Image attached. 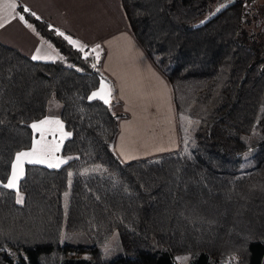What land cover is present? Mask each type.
I'll list each match as a JSON object with an SVG mask.
<instances>
[{"label":"trees","instance_id":"trees-1","mask_svg":"<svg viewBox=\"0 0 264 264\" xmlns=\"http://www.w3.org/2000/svg\"><path fill=\"white\" fill-rule=\"evenodd\" d=\"M226 1L121 0L131 32L171 85L181 143L129 162L113 150V105L89 99L103 79L92 56L18 6L58 57L33 60L0 42L2 183L15 153L31 147L30 125L45 116L50 98L70 136L63 165H25L21 203L17 190L0 186V264H178L180 254L192 256L188 264H264L258 4L237 1L194 27ZM114 231L116 254L100 248Z\"/></svg>","mask_w":264,"mask_h":264},{"label":"crops","instance_id":"crops-1","mask_svg":"<svg viewBox=\"0 0 264 264\" xmlns=\"http://www.w3.org/2000/svg\"><path fill=\"white\" fill-rule=\"evenodd\" d=\"M13 2L17 5L15 9L9 7ZM19 5L49 20L57 32L76 42L71 43L74 47L82 48L92 56L103 76L92 93L101 90L102 82L105 85L103 91L107 93L110 90L109 103L119 115L118 132L112 146L122 162L152 157L181 147L171 85L131 32L121 0H0V23L4 24L0 28V42L30 58L39 54L44 57L38 59L40 61H54L58 57L57 50L34 27H29L25 19H19L22 15ZM124 98L138 99L139 108L131 109L129 114L116 110ZM60 108V103L50 98L46 114L40 120L46 117L58 119L62 127L55 124L43 126V137L31 128L33 139L50 149L59 146L48 157L52 163L58 160L65 163L60 151L70 136L59 117ZM40 165L47 166V163Z\"/></svg>","mask_w":264,"mask_h":264},{"label":"snow or ice","instance_id":"snow-or-ice-1","mask_svg":"<svg viewBox=\"0 0 264 264\" xmlns=\"http://www.w3.org/2000/svg\"><path fill=\"white\" fill-rule=\"evenodd\" d=\"M16 3L13 2L9 5V7L15 9L16 8ZM24 12H29L30 9L28 8H23ZM33 16H35L36 14L34 12L31 13ZM19 19L21 21H24L25 17L23 15L19 16ZM29 27H31V25H28ZM4 27L3 23H0V28ZM60 35H64L63 33H59ZM66 39L69 40L70 43L75 44V41H72L69 37H65ZM99 47V45H97V48ZM81 50H83L81 48ZM37 53H39V49L36 50ZM44 57H42L41 55L37 54L34 55L32 57L33 60H38V59H42ZM98 59V57H97ZM95 65H93L94 67ZM105 89V85L102 82L101 83V90L99 92H93L92 95L89 97V99H93L97 96H99V98L101 100H103V102L105 104H108L110 101L108 99V96H110V90L105 93L103 90ZM49 124H55L58 125L60 127H62L61 122L57 119V120H53L50 118H45L43 120H39L38 122H33L30 127L35 131V132H39L41 134V137H43L44 135V127L45 125H49ZM67 135V134H66ZM59 146H56L55 148H49L47 145H43L41 144L40 141L33 139V143L32 146L29 150L26 151H17L15 153V158L14 160H12L11 162V171L10 174L6 176L7 182L6 183H2V180L5 177H0V186L7 188V189H16L17 190V203H21L22 202V197L19 196V191H18V181L21 179V177L23 176V172H24V164L28 163V164H42V163H47V166L49 168L52 167H59V165L61 163H64L63 160H58L56 163H52L48 160V157L51 155V153L53 151H57ZM69 175H71V173H69ZM25 259H27L25 257Z\"/></svg>","mask_w":264,"mask_h":264},{"label":"rangeland","instance_id":"rangeland-1","mask_svg":"<svg viewBox=\"0 0 264 264\" xmlns=\"http://www.w3.org/2000/svg\"><path fill=\"white\" fill-rule=\"evenodd\" d=\"M256 2L258 4V11H259L258 14L259 16H261L262 22L264 24V0H256ZM221 3L215 4L214 8L220 5ZM135 98H137V96H135ZM139 105H140V101L138 99H135L134 101H132V100H129L128 98H124V100L119 103V106L117 107L116 110L119 109L125 112L126 114H129L131 109L136 110L139 108ZM249 156H250V153H246L242 157V161H241L242 166L246 164V161L250 162ZM19 196L22 197V194L19 193ZM16 198H18L17 195H16ZM100 248L102 250H106L110 248V252L116 254L120 250L117 231H114L109 237V239L107 240V242L104 245H101ZM69 255L75 258H88L89 257V254L83 251H71ZM191 258L192 256L190 254H180L176 256V260L178 264H188Z\"/></svg>","mask_w":264,"mask_h":264},{"label":"water","instance_id":"water-1","mask_svg":"<svg viewBox=\"0 0 264 264\" xmlns=\"http://www.w3.org/2000/svg\"><path fill=\"white\" fill-rule=\"evenodd\" d=\"M237 1H243V0H229L226 2H222L220 5L216 6L213 11H211L204 19L199 21L194 25V27L202 26L209 20H211L213 17H215L217 14L222 12L223 10L233 6Z\"/></svg>","mask_w":264,"mask_h":264}]
</instances>
